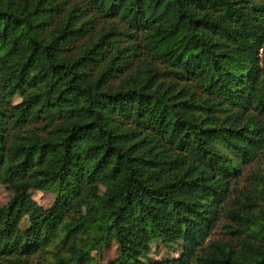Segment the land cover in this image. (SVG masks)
Segmentation results:
<instances>
[{"label":"trees","instance_id":"obj_1","mask_svg":"<svg viewBox=\"0 0 264 264\" xmlns=\"http://www.w3.org/2000/svg\"><path fill=\"white\" fill-rule=\"evenodd\" d=\"M261 89L264 0H0V182L22 202L0 207V256L31 264L58 238L50 264H94L96 229L108 264L148 254V231L183 247L153 264H264V175L231 188L264 150ZM51 185L44 207L31 190ZM221 214L235 241L205 245Z\"/></svg>","mask_w":264,"mask_h":264},{"label":"rangeland","instance_id":"obj_2","mask_svg":"<svg viewBox=\"0 0 264 264\" xmlns=\"http://www.w3.org/2000/svg\"><path fill=\"white\" fill-rule=\"evenodd\" d=\"M259 96L264 99V89L259 90ZM13 101L17 102L21 100L19 93H16L13 96ZM222 144H219L221 146ZM223 149H226L224 146H221ZM231 154L236 156V154L227 148ZM60 162V156L58 150H52L49 153V165H56ZM236 164L241 168V173L232 179L231 188L233 189L232 193H239L240 189L244 190H254V185L256 182L253 177L255 172H260L264 175V150L249 163H242L237 160ZM105 191V186L101 183H93L86 186V192L90 196H95L97 194L101 195ZM32 197L37 200L44 207H48L52 204L56 197L54 191V185L49 186L48 188H37L31 190ZM12 199H14V190L9 187L6 183L0 182V207L6 206ZM160 202L166 209L168 218L173 222L176 229L182 233L184 231V222L180 219L179 214L175 211L171 203H169L165 198L160 199ZM260 202L264 204L263 199L260 197ZM15 207H22V202L20 199H14ZM79 212H86L85 205L78 206ZM260 211V208L257 209ZM230 219L221 214L220 219L217 221L213 229L211 230L208 240L205 242V245L213 239H228L232 238L235 241L236 235L231 231V227L228 225ZM20 226L23 229H27L30 226V217L28 214H25L21 221ZM96 233V229L90 232H86L85 236L88 238L87 246H91L90 255L94 260V264H108L111 260L116 258L119 254V245L118 242L111 238L107 242L95 244V240L92 238ZM146 237L150 240L152 249L151 251L141 256L139 259H132L135 264H153L155 261L163 258H173L178 257L182 253V241H173L170 243H165L161 240L154 238L151 231L146 232ZM86 240H84L85 242ZM60 244L58 243V238L54 239L48 244L47 247L43 250H38L31 254L30 261L31 264H50L54 259V251L61 250ZM0 264H11L10 261L3 256H0Z\"/></svg>","mask_w":264,"mask_h":264}]
</instances>
